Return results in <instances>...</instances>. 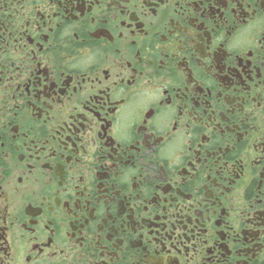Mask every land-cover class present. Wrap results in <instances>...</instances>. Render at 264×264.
Segmentation results:
<instances>
[{"label": "flooded vegetation", "instance_id": "af4514ba", "mask_svg": "<svg viewBox=\"0 0 264 264\" xmlns=\"http://www.w3.org/2000/svg\"><path fill=\"white\" fill-rule=\"evenodd\" d=\"M0 264H264V0H0Z\"/></svg>", "mask_w": 264, "mask_h": 264}]
</instances>
